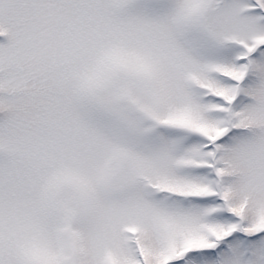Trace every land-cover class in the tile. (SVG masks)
<instances>
[{
  "label": "snow or ice",
  "instance_id": "snow-or-ice-1",
  "mask_svg": "<svg viewBox=\"0 0 264 264\" xmlns=\"http://www.w3.org/2000/svg\"><path fill=\"white\" fill-rule=\"evenodd\" d=\"M0 264H264V0H0Z\"/></svg>",
  "mask_w": 264,
  "mask_h": 264
}]
</instances>
